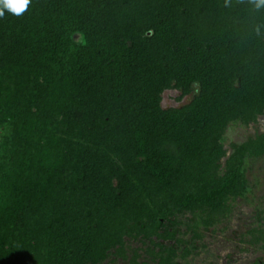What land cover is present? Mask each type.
<instances>
[{
  "label": "trees",
  "instance_id": "16d2710c",
  "mask_svg": "<svg viewBox=\"0 0 264 264\" xmlns=\"http://www.w3.org/2000/svg\"><path fill=\"white\" fill-rule=\"evenodd\" d=\"M257 2L4 9L0 264H191L264 160V132L226 148L232 125L264 116ZM168 90L190 101L164 108ZM258 209L246 237L264 248Z\"/></svg>",
  "mask_w": 264,
  "mask_h": 264
},
{
  "label": "rangeland",
  "instance_id": "374dc122",
  "mask_svg": "<svg viewBox=\"0 0 264 264\" xmlns=\"http://www.w3.org/2000/svg\"><path fill=\"white\" fill-rule=\"evenodd\" d=\"M180 92L168 90L164 93V108L181 107L190 101L186 97L179 101ZM264 132V116L249 127L232 125L227 131L226 148L231 153V144L246 141ZM249 179L254 188L248 199H239L231 217L215 228L206 231L200 249L188 258L191 264H264V248L247 243L246 233L257 225L258 208L264 211V160L252 164ZM185 237L189 235L185 234ZM184 261V260H183Z\"/></svg>",
  "mask_w": 264,
  "mask_h": 264
},
{
  "label": "clouds",
  "instance_id": "9594fccd",
  "mask_svg": "<svg viewBox=\"0 0 264 264\" xmlns=\"http://www.w3.org/2000/svg\"><path fill=\"white\" fill-rule=\"evenodd\" d=\"M29 2L30 0H0V16L4 15V9L20 15L26 10ZM256 6L257 8L264 6V0H258Z\"/></svg>",
  "mask_w": 264,
  "mask_h": 264
}]
</instances>
